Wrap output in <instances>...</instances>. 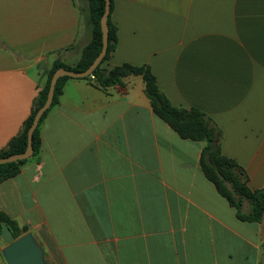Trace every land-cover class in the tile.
<instances>
[{
	"label": "crops",
	"instance_id": "crops-1",
	"mask_svg": "<svg viewBox=\"0 0 264 264\" xmlns=\"http://www.w3.org/2000/svg\"><path fill=\"white\" fill-rule=\"evenodd\" d=\"M78 2L0 0V151L54 63L75 66L90 42ZM109 19L117 47L102 68L149 66L173 106L221 130L249 187L264 188V0H113ZM40 134L39 155L0 184V213L49 264H264V217L237 218L203 174L205 144L156 116L142 77L108 88L69 78ZM6 246L0 236V264Z\"/></svg>",
	"mask_w": 264,
	"mask_h": 264
},
{
	"label": "trees",
	"instance_id": "trees-1",
	"mask_svg": "<svg viewBox=\"0 0 264 264\" xmlns=\"http://www.w3.org/2000/svg\"><path fill=\"white\" fill-rule=\"evenodd\" d=\"M87 2L88 22L92 29L90 42L83 49L81 57L75 66H68L60 60L54 63L45 86L39 91L34 100L31 114L24 122L20 132L0 151V159L21 154L26 150L28 131L38 110L46 102L50 81L56 70L65 68L74 72H84L93 64L101 52L102 30L100 22L105 10V1L87 0ZM112 8L113 0H110V10ZM108 25L109 43L107 54L92 75L82 79L89 80L100 88H108L121 84L123 78L129 75L142 77L145 93L156 116L163 120L181 139L203 142L205 144L200 157V166L203 174L215 186L219 195L225 198L231 207L235 208L237 218L250 223L260 222L264 217V188L251 189L248 185V176L245 170L235 160L228 158L222 153V132L207 115L196 108L186 109L173 106L159 89L156 77L147 65L133 66L123 64L109 71L102 68L103 63L110 58L117 47V29L112 25L110 19H108ZM68 79L69 77H63L58 80L52 106L44 113L38 128L34 132L33 157L38 156L41 150L40 126L50 110L58 104L63 86ZM27 161L1 165L0 184L19 175L21 167ZM245 202L249 204L248 213L243 211ZM4 225L11 229L15 239L28 232L27 227H20L10 216L0 213V235Z\"/></svg>",
	"mask_w": 264,
	"mask_h": 264
},
{
	"label": "water",
	"instance_id": "water-1",
	"mask_svg": "<svg viewBox=\"0 0 264 264\" xmlns=\"http://www.w3.org/2000/svg\"><path fill=\"white\" fill-rule=\"evenodd\" d=\"M105 1V10L101 18V30H102V49L98 54L97 58L93 64L84 72H74L67 70L65 68H60L56 70L53 74L50 87L47 95L46 102L38 110L33 123L28 131L27 136V148L21 154L11 155L6 158L0 159V166L7 165L11 163H17L19 161L29 160L33 157V135L35 130L38 128L41 118L44 113L49 110L52 106L53 97L55 93V88L57 82L60 78L69 77L82 79L86 78L98 68V66L103 61L104 57L107 54L108 43H109V25L108 19L110 14V0ZM1 238L5 241L7 246L2 250V257L6 264H49L45 259L44 249L39 245L34 235L31 232H28L21 236L18 239H15L11 229L4 225L2 227Z\"/></svg>",
	"mask_w": 264,
	"mask_h": 264
},
{
	"label": "rangeland",
	"instance_id": "rangeland-1",
	"mask_svg": "<svg viewBox=\"0 0 264 264\" xmlns=\"http://www.w3.org/2000/svg\"><path fill=\"white\" fill-rule=\"evenodd\" d=\"M77 1V4L79 3L78 1L79 0H76ZM84 5H88V2H87V0H84V3H83ZM79 5H80V3H79ZM247 203V202H246ZM29 230V229H28ZM28 233V232H27ZM40 245V244H39ZM41 246V245H40ZM42 247V246H41ZM45 252V251H44ZM45 259H46V261L48 262V263H52V259H51V255L48 253H46L45 252Z\"/></svg>",
	"mask_w": 264,
	"mask_h": 264
}]
</instances>
